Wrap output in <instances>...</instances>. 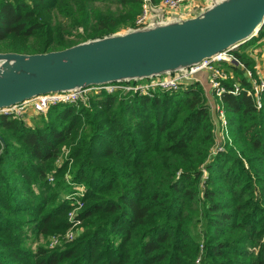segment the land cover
<instances>
[{"label":"trees","instance_id":"1","mask_svg":"<svg viewBox=\"0 0 264 264\" xmlns=\"http://www.w3.org/2000/svg\"><path fill=\"white\" fill-rule=\"evenodd\" d=\"M142 1L0 0V52L117 35ZM222 101L233 144L216 154L199 82L151 94L102 90L52 105L35 125L1 115L0 264H264V94L260 108L245 92ZM78 187L76 238L51 247L50 236L71 226L75 199L63 197ZM39 238L46 243L32 247Z\"/></svg>","mask_w":264,"mask_h":264},{"label":"water","instance_id":"2","mask_svg":"<svg viewBox=\"0 0 264 264\" xmlns=\"http://www.w3.org/2000/svg\"><path fill=\"white\" fill-rule=\"evenodd\" d=\"M264 27V0H222L205 11L44 53L0 52V108L40 94L181 71L242 46Z\"/></svg>","mask_w":264,"mask_h":264},{"label":"built area","instance_id":"3","mask_svg":"<svg viewBox=\"0 0 264 264\" xmlns=\"http://www.w3.org/2000/svg\"><path fill=\"white\" fill-rule=\"evenodd\" d=\"M189 1L191 0H143L141 11L136 16L133 26L129 30L151 28L157 25H165L174 21L188 19L222 0H207L202 3H196L194 6L193 2L189 3ZM194 8L196 9L194 10ZM238 49L240 50V46H233L229 50L223 51L218 55L205 59L181 71L151 77L149 80H143L144 82L136 84L108 83L64 92L40 94L11 106L0 108V116L22 117L25 119L29 110L38 114L47 112L52 105L60 103L75 104L81 101L87 102L90 95L100 93L102 90L111 93L119 89H124L127 91H139L144 94H151L155 89L174 91L182 86H188L199 82V75L202 72H207L208 81L218 101L216 113L220 120V130L218 133L219 137L216 139V144L213 147V153L216 154L224 151L226 144L230 141L227 111L222 101L223 95L225 93L239 95L245 92L247 95L253 97L258 108L262 107V95L264 94V64L260 66L259 63H257L254 66H248L236 56L235 52H239ZM230 65L240 68L239 70L246 80L247 85L242 83L235 71L230 68ZM228 67L231 69L229 72H227ZM228 82L232 83V87H229L227 84ZM67 178H70L69 174H67ZM49 179L53 181L52 176H50ZM83 190L84 187H78L77 192L65 196V198L75 199L74 203L76 205L72 211L69 212L71 226L66 231L63 238L60 236L51 237V247L63 243V240L71 241L76 238V234L82 223V220L79 219L78 216L84 204L79 198L84 196ZM56 241L58 243H55Z\"/></svg>","mask_w":264,"mask_h":264},{"label":"rangeland","instance_id":"4","mask_svg":"<svg viewBox=\"0 0 264 264\" xmlns=\"http://www.w3.org/2000/svg\"><path fill=\"white\" fill-rule=\"evenodd\" d=\"M139 14V13H138ZM137 14V15H138ZM124 31H126V28H124V29H122V31L121 32H124ZM78 32H83V29L82 28H80L78 31H76L75 32V34H77L78 35ZM259 36V35H258ZM258 36L256 37L257 39H258ZM246 44V43H245ZM245 44H243V45H245ZM242 45V46H243ZM244 48H246L245 46H243ZM239 50V49H238ZM238 52V51H237ZM239 52L241 53L242 52V50L240 49L239 50ZM241 60V59H240ZM242 61V60H241ZM237 68V67H236ZM239 68V67H238ZM240 69V68H239ZM231 69H229V67L227 68V72H229ZM199 78L201 79V80H204V74L203 75H199ZM208 78V77H207ZM207 78H206V80L204 81V84L202 85V87H203V90H204V95H205V97H206V99H207V102H208V104H209V106H210V110H211V116H212V120H213V122H214V124H215V135H216V139H218V133H219V130H220V120H219V118H218V114L216 113V105H217V103H218V101H217V96L215 95V93H211L212 92V88H211V84L209 83V81L207 80ZM145 81V80H144ZM143 80H142V82H144ZM48 112V111H47ZM47 112H44V113H38V114H35V113H33L31 110H29V112L26 114V116H25V119H27V122L29 123V124H31V125H35V124H37L39 121H41V116L42 115H45ZM229 133H230V130H229ZM229 139H230V141L227 143V144H230V145H232L233 144V138L231 137V135H230V137H229ZM226 144V145H227ZM225 150H226V148H225ZM67 150H66V152H65V154H67ZM65 157V156H64ZM53 181H54V177H53ZM63 199H66L65 197H63ZM70 211H72V209L70 210ZM69 229V228H68ZM67 229V230H68ZM66 230V231H67ZM66 231L64 232V233H61V234H56V236H60V237H64L65 236V234H66ZM52 236H54V235H52ZM52 236H50V237H52ZM32 241H30V244H31V246L32 247H36L39 243H42V244H44V243H46L45 242V240L43 239V238H39L38 240H35L34 242H32ZM67 241L66 240H63V243H66ZM55 243H58L57 241L55 242ZM58 245V244H57ZM57 245H55V246H57Z\"/></svg>","mask_w":264,"mask_h":264},{"label":"crops","instance_id":"5","mask_svg":"<svg viewBox=\"0 0 264 264\" xmlns=\"http://www.w3.org/2000/svg\"><path fill=\"white\" fill-rule=\"evenodd\" d=\"M204 1L207 0H191L189 1V3L193 2V6L194 4H198V3H202ZM196 8H194L195 10ZM256 38V37H255ZM251 44H248L250 43ZM247 44L243 45V46H247L246 48H244L243 46H240V49L242 50L241 53H246L248 54V56L251 57L253 63L251 66L256 65L257 63H259L260 66H262L264 64V37L262 39H256L254 42L250 41ZM204 74V80H199L200 84L203 85L204 81L206 80V78L208 77V73L207 72H202L201 75ZM208 80V78H207ZM213 89L212 92L213 93Z\"/></svg>","mask_w":264,"mask_h":264}]
</instances>
